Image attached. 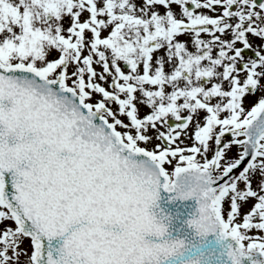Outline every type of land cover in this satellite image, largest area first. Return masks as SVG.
<instances>
[{
  "label": "snow or ice",
  "instance_id": "1",
  "mask_svg": "<svg viewBox=\"0 0 264 264\" xmlns=\"http://www.w3.org/2000/svg\"><path fill=\"white\" fill-rule=\"evenodd\" d=\"M0 225V264H264V0H0Z\"/></svg>",
  "mask_w": 264,
  "mask_h": 264
},
{
  "label": "rangeland",
  "instance_id": "2",
  "mask_svg": "<svg viewBox=\"0 0 264 264\" xmlns=\"http://www.w3.org/2000/svg\"><path fill=\"white\" fill-rule=\"evenodd\" d=\"M141 2V0H136V3H140ZM204 11H207L206 9H204ZM209 14H219V8H217V11L215 12V13H212V12H209ZM87 15H88V13L87 12H84L81 16H80V20L82 21L83 19H85L86 17H87ZM64 24H65V26H67L68 24H69V19L66 17L65 18V20H64ZM102 33H104V34H106L105 32H102ZM86 35H89V33L86 31V33H85ZM260 41V40H259ZM259 43H261V41L259 42ZM52 56H55L56 55V53L55 52H53L52 54H51ZM100 65H95L94 64V68H96L98 71L100 70ZM73 69H72V66H70L69 67V71H72ZM97 80H99V78L97 77ZM100 83H102L105 87H107V84H106V82H104V81H99ZM96 98V96H95V94H94V97H93V99H95ZM256 99V97H254V96H248L247 98H246V100H245V106L247 107V106H249L250 104H251V102H253L254 100ZM112 107L115 109V105H112ZM148 111V109H146L145 107H141L140 108V115H143V114H145L146 112ZM121 119H125L126 117H124V116H121L120 117ZM187 141H189L190 143H191V140H185L184 141V143L185 144H190V143H187ZM149 148V147H148ZM235 148H232L231 149V151L228 153V155L229 156H231V153H232V156H235L236 155V152H235ZM166 167H171V165H165ZM258 179H259V177H253L252 178V185H253V187L255 188L256 186H257V182H258ZM253 203V200L252 199H249L248 200V204H252ZM248 204H245V205H242V207L240 208V212L241 213H243L244 211H245V209L248 207ZM13 224V222L11 221V220H5L4 221V225H12ZM4 225H0V227H3ZM254 233L257 231V230H252ZM245 243H247V241H245ZM23 247H25V248H27L28 246H29V240L28 239H25L24 240V242H23V245H22ZM23 257H21V262H23Z\"/></svg>",
  "mask_w": 264,
  "mask_h": 264
},
{
  "label": "water",
  "instance_id": "3",
  "mask_svg": "<svg viewBox=\"0 0 264 264\" xmlns=\"http://www.w3.org/2000/svg\"><path fill=\"white\" fill-rule=\"evenodd\" d=\"M172 195V193L160 190L156 205H154L151 210L156 212L157 215H160V213L157 211V208L163 209L165 212L171 213L173 215V222L169 225V227L175 229L177 223V214L182 211L188 204L192 203V199L187 198L185 200H181L179 197H175L174 199L169 200L168 197Z\"/></svg>",
  "mask_w": 264,
  "mask_h": 264
},
{
  "label": "flooded vegetation",
  "instance_id": "4",
  "mask_svg": "<svg viewBox=\"0 0 264 264\" xmlns=\"http://www.w3.org/2000/svg\"><path fill=\"white\" fill-rule=\"evenodd\" d=\"M171 7H172V10L179 16L180 15V12H179V8H178V6L175 4V3H173L172 5H171ZM158 10L161 12V13H163L164 11H165V9L163 8V7H161V6H158ZM200 11H204V9H200ZM178 39H185V37L184 36H178L177 37ZM249 40H250V43L251 44H253V46H256V45H259L260 43V41H259V39L258 38H256V37H253V36H249ZM237 47H239L240 46V44L239 43H237V45H236ZM253 53H252V51L251 50H247V51H245V53H244V55H245V58H247V57H249V56H251ZM166 70H167V66H166ZM146 109H147V107H145ZM126 119V118H125ZM170 122H172L171 120H170ZM121 131H123V129H120ZM151 129H149V132L151 133ZM190 131H191V129H190ZM156 142H158V141H156L155 139L153 140V141H151L150 143H148L146 146H148L149 148H151L152 147V145L154 144V143H156ZM187 143H190L189 141H187Z\"/></svg>",
  "mask_w": 264,
  "mask_h": 264
}]
</instances>
